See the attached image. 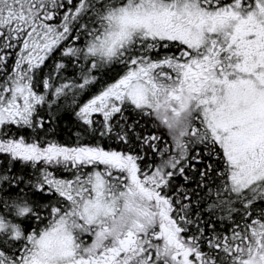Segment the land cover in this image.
<instances>
[{"label": "snow or ice", "instance_id": "snow-or-ice-1", "mask_svg": "<svg viewBox=\"0 0 264 264\" xmlns=\"http://www.w3.org/2000/svg\"><path fill=\"white\" fill-rule=\"evenodd\" d=\"M0 264H264V0H0Z\"/></svg>", "mask_w": 264, "mask_h": 264}]
</instances>
